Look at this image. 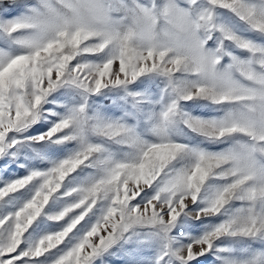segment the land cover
Segmentation results:
<instances>
[{
  "label": "snow or ice",
  "instance_id": "obj_1",
  "mask_svg": "<svg viewBox=\"0 0 264 264\" xmlns=\"http://www.w3.org/2000/svg\"><path fill=\"white\" fill-rule=\"evenodd\" d=\"M217 8L264 35V0H0V156L19 142L10 134L56 115L43 111L54 91L71 88L81 97L79 106L33 138L57 145L75 141L78 150L47 171H32L0 188L3 200L38 185L19 210L0 219V264H38L41 257L47 264H92L133 230H145L142 245L156 246L152 264H200L209 254L214 264H264V251L236 256L216 246L225 239L264 244V47L217 24ZM215 33L220 35L210 48ZM224 41L249 58L226 51ZM153 74L167 81V100L152 129L157 142L88 115V97ZM189 101H205L222 115L187 116L180 105ZM178 121L210 142L231 146L210 153L175 143L168 133ZM86 134L134 154L114 160L87 142ZM185 159L184 166H174ZM82 166L98 174L64 192L75 201L48 217L65 226L21 248L50 199ZM209 180L223 183L202 197ZM233 203L240 206L229 211ZM98 204L101 217L74 242ZM198 204L203 206L187 211ZM181 216L225 218L199 237L185 234L188 242L181 243L173 235Z\"/></svg>",
  "mask_w": 264,
  "mask_h": 264
},
{
  "label": "rangeland",
  "instance_id": "obj_2",
  "mask_svg": "<svg viewBox=\"0 0 264 264\" xmlns=\"http://www.w3.org/2000/svg\"><path fill=\"white\" fill-rule=\"evenodd\" d=\"M250 3L256 0H249ZM215 22L231 30L233 34L242 39L249 40L258 46L264 47V35L258 34L244 22L240 21L233 13L225 9H215ZM219 33L213 35V39L208 41L210 48L215 47V41ZM225 50L241 59L249 58L247 52L241 51L228 41H224ZM94 59V58H93ZM224 64L229 63L228 57H225ZM167 81L157 75H146L139 78L133 84L125 88L108 89L96 96H90L87 99L88 115H98L106 122H118L125 127L132 129L141 140L153 143L158 141L152 129L156 118L167 100ZM81 104L80 94L71 88H60L54 91L43 105L45 113L52 112L56 115H45L39 119L30 128L21 133L10 134V140L19 141L15 147L0 156V188L6 183L26 177L32 171H47L55 164L78 150L79 145L73 141L68 144H52L48 142L34 143L33 138L46 132L51 125L62 116L66 111ZM181 111L192 118L211 119L222 115L215 106L205 101H189L180 105ZM169 138L191 149L203 150L210 153L220 152L231 146V142L213 143L201 137L197 133L187 128L182 121H178L169 129ZM86 140L89 143L99 145L104 149L103 155L110 156L114 160H126L132 156L133 150L123 145L105 140L93 134H86ZM187 160L174 162L175 167L184 166ZM98 170L95 168L81 167L70 174L60 192L50 199L48 205L43 210L41 216L28 229L24 235V241L21 248H27L34 244L46 234H51L61 230L66 221L55 222L48 219L49 216L56 215L64 207L75 201V197H65L64 192L84 186L90 177H95ZM223 182L209 180L202 191V197L210 196L213 189L220 186ZM37 183L33 182L24 189L6 196L0 200V219L14 214L23 206L34 194ZM153 189L147 190L150 197ZM203 205H192L187 211L195 212L198 207ZM239 203H233L228 206L232 211L239 207ZM103 204H98L92 212L85 218V227L75 234V239L84 235L90 227L97 222L102 215ZM225 217H210L203 220H191L181 216L177 221L176 229L173 235L180 238L181 243L188 241L183 237L187 234L190 237H199L208 227L221 222ZM145 230H133L125 234L117 243L93 260L92 264H152L156 255V246L147 247L140 243ZM217 247H227L230 253L236 256H246L250 251H264V244L252 241H245L243 244L231 239H225L222 242L217 241ZM51 254H49V258ZM38 264H47L45 257H41ZM200 264H214V257L209 254L207 258L202 257Z\"/></svg>",
  "mask_w": 264,
  "mask_h": 264
}]
</instances>
